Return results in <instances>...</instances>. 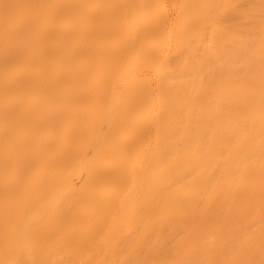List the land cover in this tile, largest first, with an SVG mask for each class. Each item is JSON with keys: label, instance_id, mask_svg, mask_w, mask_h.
Masks as SVG:
<instances>
[{"label": "bare ground", "instance_id": "obj_1", "mask_svg": "<svg viewBox=\"0 0 264 264\" xmlns=\"http://www.w3.org/2000/svg\"><path fill=\"white\" fill-rule=\"evenodd\" d=\"M0 264H264V0H0Z\"/></svg>", "mask_w": 264, "mask_h": 264}]
</instances>
